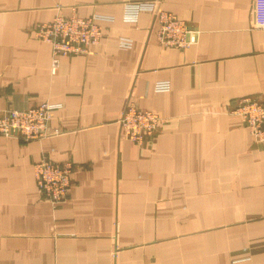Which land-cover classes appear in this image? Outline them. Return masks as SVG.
Returning a JSON list of instances; mask_svg holds the SVG:
<instances>
[{"label":"crops","instance_id":"0c3cea01","mask_svg":"<svg viewBox=\"0 0 264 264\" xmlns=\"http://www.w3.org/2000/svg\"><path fill=\"white\" fill-rule=\"evenodd\" d=\"M159 1L197 31L189 47L122 0H0V109L62 104L57 134L0 135V264H264V143L232 112L264 100V0ZM57 14L102 16L104 35L53 70L34 28ZM128 101L162 118L143 145L121 132ZM42 158L75 166L56 205Z\"/></svg>","mask_w":264,"mask_h":264},{"label":"built area","instance_id":"2783aa9c","mask_svg":"<svg viewBox=\"0 0 264 264\" xmlns=\"http://www.w3.org/2000/svg\"><path fill=\"white\" fill-rule=\"evenodd\" d=\"M125 19L136 20L141 10L156 14L159 28L157 38L160 44L168 47L186 48L196 41L197 31L176 14L166 10L159 0H122ZM102 16L83 17L77 14H57L52 20L39 23L34 35L52 47V69L56 70L61 56L85 55L92 52L104 35L103 25L98 21ZM122 46H130L129 38H121ZM169 83L157 82V91L168 90ZM62 104L43 102L23 109H0V135L23 139H41L55 135L58 129L50 128L54 113ZM232 112L242 117L252 139L264 143V100L246 96L236 100ZM161 116L154 110L142 109L128 101L119 118L122 134L138 145L153 135L160 125ZM34 176L41 198L56 205L70 196L72 174L75 166L71 161L58 162L42 158L33 166Z\"/></svg>","mask_w":264,"mask_h":264}]
</instances>
